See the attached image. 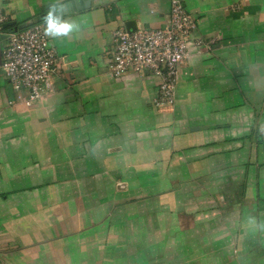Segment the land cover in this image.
<instances>
[{
    "label": "crops",
    "instance_id": "obj_1",
    "mask_svg": "<svg viewBox=\"0 0 264 264\" xmlns=\"http://www.w3.org/2000/svg\"><path fill=\"white\" fill-rule=\"evenodd\" d=\"M68 1L0 0V9L23 22ZM81 1V10L62 15L76 26L73 33L48 35L60 57L53 92L27 107L0 76L3 264L22 262L48 243L57 246L65 231L80 225L81 211L96 207L84 202L87 196L109 195L105 222L140 219L127 214L143 198L127 196H141L152 186L157 198L167 193L164 185H171L174 198L166 209L181 211L185 201L201 199L189 211L200 216L183 218L189 221L185 227H199L193 235L199 246L187 253L194 243L187 233L171 234L168 224L161 233L164 244L154 246L143 264H264V199L211 203L215 194L241 193L234 174L240 162L251 175L256 165L264 166V148L258 150L264 145V0H182L197 18L193 38L211 45L199 52L192 42L172 107L155 105L157 77H117L109 70L115 30L166 27L172 0ZM5 43L0 41V62ZM259 191L255 181L247 183V193ZM177 194L185 195L183 204ZM140 248L139 257H147ZM130 253L116 254H128L124 264H131L136 259Z\"/></svg>",
    "mask_w": 264,
    "mask_h": 264
},
{
    "label": "built area",
    "instance_id": "obj_2",
    "mask_svg": "<svg viewBox=\"0 0 264 264\" xmlns=\"http://www.w3.org/2000/svg\"><path fill=\"white\" fill-rule=\"evenodd\" d=\"M5 18L0 13V30ZM197 18L182 0L171 1L170 20L158 29H116L109 70L121 77L128 73H149L159 79L154 100L158 107H172L177 101V84L181 65L189 57L194 41L201 52L211 41L193 38ZM45 24L36 23L24 30L10 32L0 62L4 75L25 106L35 105L55 90L54 77L60 57L45 34ZM26 93V95L22 94Z\"/></svg>",
    "mask_w": 264,
    "mask_h": 264
},
{
    "label": "rangeland",
    "instance_id": "obj_3",
    "mask_svg": "<svg viewBox=\"0 0 264 264\" xmlns=\"http://www.w3.org/2000/svg\"><path fill=\"white\" fill-rule=\"evenodd\" d=\"M0 13L5 18V22L13 20L11 14L7 12L6 10L0 9ZM18 21L23 20L22 17L17 19ZM2 28V27H1ZM2 31V30H1ZM258 147V146H257ZM264 148V145H261L258 147V150L261 151ZM258 151V152H259ZM244 159V158H243ZM242 161V160H241ZM246 161V160H245ZM240 168L238 172H235L234 174L240 177V188L241 193H233L231 191L229 194H215L214 197H212L213 201L211 203H225L226 201H237V202H253V201H262L264 199V166L258 167L256 165V170L254 175L248 174V171L244 169V161L240 162ZM145 172H147V169H144ZM247 175H250L248 178ZM254 176V177H253ZM144 180V179H143ZM142 179H136V184L143 181ZM155 180V179H154ZM238 179H234V181H237ZM145 181L147 183L151 181V178L147 179L145 178ZM251 181H255L256 187L260 188L259 194L258 192L256 194H249L247 193V183H250ZM229 182H232V180H229ZM228 182V183H229ZM124 186L128 183L124 182L122 183ZM93 183H91V186ZM232 185H238V183ZM124 186H119L120 188H123ZM131 186V183H130ZM226 186V184L224 185ZM145 188V187H144ZM171 185H164V190H170V193H162L159 197L155 198L153 196L155 191V187H149L148 190L145 191L141 196H137V192L130 193L127 197L129 201H132L134 198H143V200L136 206L134 211L130 210L129 215L127 214V217H129L131 214L133 215H139L137 219L134 217H129V220L120 218L117 222L116 220H108L105 222V217L107 215V212L105 210V205L108 204V197L109 195H104L103 192H98L95 194V198L93 199L92 196H87L88 198L84 200V202L88 203V205H96V207L92 208L91 211H81V214L79 216L80 225L74 226L72 230L69 232L65 231L63 234V238H61L56 245H50L49 243L45 248L37 249L34 251L33 255L28 256L26 258L22 259V262L17 259L14 261L15 264H124L127 261V255L116 254L122 253L124 251L131 252L129 255V258L132 256L136 260H133L132 258L129 259V263L134 264L135 262H138V264H143L150 262V259L152 255L150 254L151 250L158 249L159 247L158 243L162 240L161 236L162 232L164 233L165 230L163 228H167L168 224L170 225L171 230H175L174 235H180L183 233H187L189 237H187L188 243H194L187 249V253H190L195 250V247H198V242L194 241L196 240V237L193 236L199 232V227L194 228L193 226L185 227V225L189 224L188 222H184L183 218L185 217H199L200 212L193 213L190 215L189 211L191 209H196L197 205H199L200 200H192L191 202H187L184 200L185 195H179V198H181V204L184 203L186 206V209H181L179 211L175 208V210H170L169 208L166 209L167 203L166 201H174V198L171 194ZM83 189V188H81ZM135 189V187H134ZM154 189V190H153ZM139 191V188H138ZM235 191V190H234ZM82 194V191H81ZM92 195V194H90ZM176 196V197H177ZM260 196V197H259ZM84 198V194H83ZM139 198V199H140ZM160 202V203H159ZM194 202V204L191 206L190 204ZM142 204V205H141ZM162 204V205H161ZM180 204V205H181ZM104 207V209H103ZM135 207V204H134ZM165 208V209H163ZM157 212V213H156ZM245 212V211H244ZM255 212V211H254ZM259 210L257 209L255 215H258ZM186 214V215H185ZM211 214V213H210ZM214 214V212L212 213ZM111 215H113V212H111ZM110 216V215H109ZM141 216L143 217L141 219ZM185 216V217H184ZM209 216V214H207ZM108 217V216H107ZM176 219L175 222H177V227L171 225L172 220ZM111 222H117L116 225H112L108 231L107 230V224H111ZM179 222V223H178ZM115 224V223H114ZM179 224V225H178ZM180 229H179V228ZM208 227L211 229L212 225H208ZM67 228V227H65ZM68 227L67 229H70ZM178 228V229H177ZM185 228V230H184ZM162 230V231H160ZM72 232H75V234H70ZM155 232L154 236L152 234ZM191 234V235H190ZM69 235H71L70 238ZM59 236H62L60 234ZM192 241V242H191ZM162 244L163 240L161 241ZM136 244V245H135ZM143 244V249L145 252L144 257L140 256L141 250L140 245ZM135 245V246H134ZM147 251H149V254H147ZM142 257V258H141ZM194 258V257H193ZM192 258V259H193ZM148 260V261H147ZM24 261V262H23ZM127 263V262H126Z\"/></svg>",
    "mask_w": 264,
    "mask_h": 264
},
{
    "label": "water",
    "instance_id": "obj_4",
    "mask_svg": "<svg viewBox=\"0 0 264 264\" xmlns=\"http://www.w3.org/2000/svg\"><path fill=\"white\" fill-rule=\"evenodd\" d=\"M89 4H90V2H89V0H87L86 5L89 6ZM63 5L69 6L68 10L66 12H64L63 15L79 11L83 7L81 0H70V1L62 3L56 7L59 8ZM51 8L52 7L50 5L44 7L42 10L47 9V12H45L44 14L39 15L37 17H34L33 19H29L27 21L18 22L17 20H10V21L3 23L2 28H1L2 31H0V41L6 40L8 38L9 33L12 31L24 30L33 24L39 23L41 19H45V17L48 15ZM0 264H3V261L1 258H0Z\"/></svg>",
    "mask_w": 264,
    "mask_h": 264
},
{
    "label": "clouds",
    "instance_id": "obj_5",
    "mask_svg": "<svg viewBox=\"0 0 264 264\" xmlns=\"http://www.w3.org/2000/svg\"><path fill=\"white\" fill-rule=\"evenodd\" d=\"M68 5L56 7L55 5L50 9L48 15L45 17L47 25L45 34L56 37H68L75 30V25L62 19L64 12L68 10Z\"/></svg>",
    "mask_w": 264,
    "mask_h": 264
},
{
    "label": "trees",
    "instance_id": "obj_6",
    "mask_svg": "<svg viewBox=\"0 0 264 264\" xmlns=\"http://www.w3.org/2000/svg\"><path fill=\"white\" fill-rule=\"evenodd\" d=\"M45 21V19H41L39 23H43ZM34 25V24H33ZM13 32V31H12Z\"/></svg>",
    "mask_w": 264,
    "mask_h": 264
}]
</instances>
